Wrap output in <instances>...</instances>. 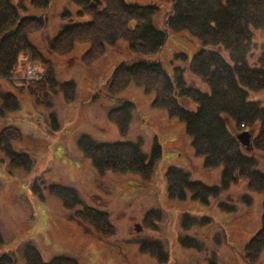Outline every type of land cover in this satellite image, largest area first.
<instances>
[{
    "label": "rangeland",
    "instance_id": "1",
    "mask_svg": "<svg viewBox=\"0 0 264 264\" xmlns=\"http://www.w3.org/2000/svg\"><path fill=\"white\" fill-rule=\"evenodd\" d=\"M129 1L157 5L154 23L162 27L169 0ZM9 2L15 7L18 18H46L42 36L58 31L68 24L71 14L82 11L70 0H47V7L40 10L32 9L27 4L28 0ZM65 10L68 15L62 21L60 15ZM81 13V18L73 16L70 19L77 23L91 21L89 12ZM29 35L31 43L47 60L50 79L56 84V89H50L49 81L40 89L43 83H39L36 93L48 105L44 110L39 104H34L27 88L20 83L19 78H24L27 82L32 81V87L44 73L37 63L38 55L34 59L28 56L18 58L16 80L11 81L13 85L0 81V91L11 95L10 104L14 99L17 101V112L2 117L9 118V125L21 132L14 146L25 152L32 161L29 171L13 168L10 172L8 162L0 156V255L10 256L13 264H23L22 250L29 245L39 252L43 260L66 256L79 264H212L211 252L216 253V258L213 257L216 264H245V246L260 227L263 195L249 191L246 182L237 179L228 189L218 191V199L211 198L206 203L192 201L189 192H186L183 201L169 198L164 176L167 166L182 168L192 180L209 186L219 185L220 173L204 168L203 158L194 155L190 147L183 124L169 118L165 110L153 107L152 94L132 81L120 93H108L113 69L120 61L131 60L124 42L120 40L122 38L111 42L112 45L101 42L90 45L82 43L86 40L84 36L74 41L69 50L49 54L45 50L48 40L44 39L43 44L39 33ZM188 35L185 32H166L164 47L153 56V59L160 61L170 79L174 66H180L186 70L185 79L192 80L187 66L199 44ZM251 38L254 54L249 60L254 63L264 53V28L254 30ZM175 55H180L182 59L186 55V60L175 59ZM32 68L34 75L27 76V71L31 73ZM62 82L66 83L61 87L67 93L65 97L57 87ZM195 82L204 88L199 79L195 78ZM18 83L22 88L16 87ZM17 89H22V94ZM248 98L264 105V92L249 93ZM122 100L133 103L124 135L115 131V124L111 120L119 114L114 109L119 107ZM41 101L38 99V103ZM46 111H53L61 122L58 124L56 117L52 116L53 123L49 117L46 123L43 119ZM3 122L0 119V123ZM54 126L58 130H53ZM256 132H252L250 142ZM81 134L96 143H136L146 157H149L154 139L160 157L142 170V175L107 169L98 171L92 168L89 159L77 148V137ZM253 155L256 168L264 172V153ZM50 184L66 185L75 190L83 205L104 211L113 227V235L102 240L90 227L78 223L74 210H64L58 200L47 193L46 188ZM245 198L246 201L250 199V205L243 204ZM225 202L233 205V214L219 210L218 204ZM157 212L159 216L155 219L154 213ZM145 213H149L146 219ZM192 214L196 219L209 217L210 224L207 228L196 224L191 230L181 229L182 215L185 219V215ZM135 225L139 230H135ZM178 235L196 237L205 247V253L182 247ZM218 235L223 242L216 246L213 238ZM143 242L152 243L146 245L151 252L155 243L160 244L163 260L140 251ZM258 264H263V261Z\"/></svg>",
    "mask_w": 264,
    "mask_h": 264
},
{
    "label": "trees",
    "instance_id": "2",
    "mask_svg": "<svg viewBox=\"0 0 264 264\" xmlns=\"http://www.w3.org/2000/svg\"><path fill=\"white\" fill-rule=\"evenodd\" d=\"M9 3V0H0V81L13 85L11 81L16 80L18 58L28 56L34 59L38 55L37 63L44 73L38 81L35 80L37 83L33 82L34 86L31 87L32 81L19 79L27 88L30 98L32 96L34 104H39L46 110L47 101L36 93L39 83H43L40 88L43 89L46 81H49L52 91L56 89V84L50 79L47 60L34 48L28 34L42 32L46 18H18L16 9ZM70 3L77 5L86 14L89 12L91 21H69L58 31L45 34L48 40L45 49L47 53H63L69 50L74 41L84 36L86 40L82 43L90 45L94 42L112 45L111 42L122 38L120 40L124 42L131 60L120 61L113 69L108 93L118 94L132 81L152 94L153 107L165 110L169 118L183 124L190 139V147L194 155L203 158L204 168L215 169L220 173L219 185L209 186L199 180H192L182 168L167 166L164 176L169 198L183 201L184 195L189 192L192 201L206 203L211 198L218 199V191L228 189L237 179H243L249 191L262 194L264 201V172L256 168L253 155L257 152L264 153V105L248 98L249 93L264 92V53L254 63L249 60L254 54L252 33L264 28V0H169L162 27H157L154 23L158 12L155 4H138L129 0H70ZM28 4L32 9L40 10L47 7V0H28ZM82 11L75 15L81 18ZM60 19L65 21L66 16L61 14ZM166 32H185L198 41L199 47L187 66L192 80L185 79L186 70L180 66H174L170 79L160 61L153 59L165 45ZM179 58L185 61L186 55L183 59L180 55H175V59ZM195 78L201 81L204 88L196 84ZM20 83L17 88H22ZM64 84L66 83L62 82L57 85L63 97L67 94L61 88ZM17 91L22 94V89ZM10 99V93L0 91L1 117L17 112V101L14 99L10 104ZM38 99L42 100L41 103H38ZM132 104L128 100H122L119 107L114 109L119 114L111 120L115 124V131L121 135H124L128 126ZM52 115L56 117L53 111H46L43 116L46 123L47 117L53 123ZM0 119L4 121L0 123V156L8 162L10 172L13 168L29 171L31 159L14 146L19 141L21 132L9 126V118ZM56 122L59 124L61 119L56 117ZM56 129L54 126L53 130ZM254 130L257 132L252 141L253 151L248 152L238 143L236 134L241 131L252 133ZM152 142L149 157L142 155L136 143H96L83 134L77 137V148L89 159L92 168L98 171L107 169L142 175V170H146L160 157L155 140ZM146 158L148 164L145 162ZM46 190L60 202L64 210H74L79 223L90 227L102 240L113 235V227L106 214L81 206L74 189L66 185L50 184ZM242 202L250 205V199L246 201L245 198ZM218 206L223 213H234L232 204L225 202ZM148 214L145 213V219ZM158 216V212L154 213L155 219ZM182 217L180 228L185 231L191 230L196 224L204 228L210 224L207 216L197 219L193 214L185 215V219L184 215ZM261 218L260 227L245 246V264H258L260 261L264 264V203ZM213 240L216 246L223 242L219 235ZM178 242L192 252L205 253V247L196 237L178 235ZM146 245L152 243L143 242L140 251L153 256ZM159 248L160 245L155 243L153 250L156 254ZM211 254L216 258L215 252ZM213 257L212 264H216ZM22 260L23 264H79L66 256L54 257L44 262L39 252L29 246H24ZM0 264H13L12 258L6 254L0 255Z\"/></svg>",
    "mask_w": 264,
    "mask_h": 264
},
{
    "label": "water",
    "instance_id": "3",
    "mask_svg": "<svg viewBox=\"0 0 264 264\" xmlns=\"http://www.w3.org/2000/svg\"><path fill=\"white\" fill-rule=\"evenodd\" d=\"M250 138H251V133L249 132H241L236 135L237 141L241 146L245 147L246 150H250L251 148ZM134 228L136 231L139 230V227L137 225H135Z\"/></svg>",
    "mask_w": 264,
    "mask_h": 264
}]
</instances>
